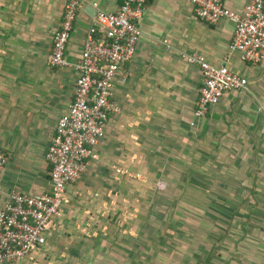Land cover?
Instances as JSON below:
<instances>
[{
    "label": "crops",
    "instance_id": "obj_1",
    "mask_svg": "<svg viewBox=\"0 0 264 264\" xmlns=\"http://www.w3.org/2000/svg\"><path fill=\"white\" fill-rule=\"evenodd\" d=\"M66 0H0V205L49 191L46 155L75 97L89 28L123 0H83L68 66L47 56ZM246 0H224L237 13ZM132 60L119 70L104 135L67 186L46 242L15 264H264V61L230 49L235 25L199 20L189 0H149ZM198 54L247 80L194 117ZM194 123V125H191Z\"/></svg>",
    "mask_w": 264,
    "mask_h": 264
},
{
    "label": "built area",
    "instance_id": "obj_2",
    "mask_svg": "<svg viewBox=\"0 0 264 264\" xmlns=\"http://www.w3.org/2000/svg\"><path fill=\"white\" fill-rule=\"evenodd\" d=\"M148 1L123 0L116 12L99 11L94 16L82 56L74 66L75 97L58 119L46 155L51 188L37 195L13 191L8 201L0 205V264H15L45 244L51 221L61 214L66 202L67 186L86 172L108 118L120 111L112 100L114 81L121 67L135 55L141 37L138 22ZM189 1L199 20L213 24L228 19L234 23L230 49L238 51L243 62L255 65L264 61V0H246L241 13L227 9L224 0ZM82 2H65L47 56L50 67L68 66L65 51ZM181 59L196 66L202 75L194 111L196 119L204 118L225 92L241 91L247 85L245 78L226 66L209 64L201 55L182 53ZM8 159L0 152V176Z\"/></svg>",
    "mask_w": 264,
    "mask_h": 264
}]
</instances>
